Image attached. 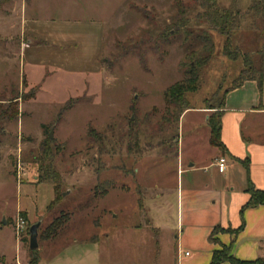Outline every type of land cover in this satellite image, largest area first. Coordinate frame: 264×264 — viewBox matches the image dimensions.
Returning <instances> with one entry per match:
<instances>
[{
  "label": "rangeland",
  "instance_id": "rangeland-1",
  "mask_svg": "<svg viewBox=\"0 0 264 264\" xmlns=\"http://www.w3.org/2000/svg\"><path fill=\"white\" fill-rule=\"evenodd\" d=\"M18 1L0 8V115L12 108L18 113L16 120L0 123V264H116L147 259L159 245L172 247L179 236L173 229L176 190L181 179L189 178L177 175V155L183 154V163L196 154L204 160L207 153L194 151L193 142L204 140L208 127L205 116L193 113L176 128L158 124L163 93L185 78L187 46L174 42L159 52L161 57L138 45L147 32L154 38L169 22L175 0H96L93 14H71L102 20L94 73L82 72L91 68L90 47L59 50L69 55L68 71L28 63L22 50L30 42L20 34ZM217 3L241 15L231 44L258 67L264 23L244 16L249 0ZM192 27L195 34L208 31ZM208 32L215 52L200 71L198 92L187 97L194 109H204L206 101L218 108L243 67L241 56L226 58L223 39ZM133 45L140 48L142 63L136 54L121 57ZM212 113L207 111V117ZM263 121L255 133L264 131ZM90 129L99 140H89ZM47 165L58 177L59 201L53 182L42 179ZM193 175L200 179L203 173ZM164 188L169 194L155 197ZM146 220L167 225L170 232L155 239L151 230L139 228ZM35 224L40 225L38 247L31 251L29 229Z\"/></svg>",
  "mask_w": 264,
  "mask_h": 264
},
{
  "label": "crops",
  "instance_id": "crops-1",
  "mask_svg": "<svg viewBox=\"0 0 264 264\" xmlns=\"http://www.w3.org/2000/svg\"><path fill=\"white\" fill-rule=\"evenodd\" d=\"M95 1L15 2L14 7L20 10L21 37L30 42L22 50L23 58L26 57L31 65L52 67L64 72L69 70L71 60L69 55H62L59 50L74 48L76 51L90 47L91 68L82 72H97L104 32L102 20L70 16L78 12L93 14L94 9H97L94 8ZM83 3H87V6L80 5ZM263 88L264 84L259 92L257 82L248 81L226 95L220 119V141L224 153L210 146L208 129L204 140L193 142L194 151L207 153L204 160H201V154H196V157L192 156L183 163V154L177 155V175L189 178L185 182L181 179L176 190V226L173 229L179 232V236L175 237L172 247L159 245L147 259L135 258L133 262L116 264H210L212 253L219 250L220 246H229L231 242V254L239 261H254L264 257V206L243 212L244 227L236 236L220 233L213 238L214 242L208 241L216 226L234 231L241 225L240 210L249 200L245 193V160L248 161L249 181L256 190L264 191V131L259 134L254 132L259 120H264ZM191 113L202 114L206 123L207 111L193 108L183 113L179 124ZM220 157L227 162L223 174L218 173L214 166ZM198 172L203 173L200 179L193 175ZM157 191L155 197L158 199L170 192L165 188ZM142 224L140 230L144 228L145 233L151 230V237L155 236V239L164 238L170 232L167 225L153 226L149 220ZM187 247L191 248L189 254L184 252Z\"/></svg>",
  "mask_w": 264,
  "mask_h": 264
},
{
  "label": "trees",
  "instance_id": "trees-1",
  "mask_svg": "<svg viewBox=\"0 0 264 264\" xmlns=\"http://www.w3.org/2000/svg\"><path fill=\"white\" fill-rule=\"evenodd\" d=\"M11 0H0V8L9 4ZM249 6L244 16H251L252 19H260L264 23V0H249ZM175 13L170 18L169 22L158 33L156 37H152L147 32V38L140 42V46L146 47L147 52L155 53L161 57L164 54H159L161 50L168 47L174 42L182 43L185 48L186 60L184 76L185 78L170 86L163 93L164 111L158 124L163 127H177L181 116L184 112L193 110L189 101L188 95L196 94L200 88V71L205 69L213 58L215 47L212 42L209 32H215L223 39L222 54L231 61H236L241 56L243 67L238 76L233 80L231 89L225 91L221 103L218 108H214L206 101L204 110L213 112L207 117L206 125L209 129V144L224 153V147L220 141L221 124L220 119L224 109L225 97L228 93L239 89L245 82L256 81L259 92L264 84V51L259 53L260 62L259 66H254V61L247 55H240L237 48H233L231 44V37L239 30L241 23V15L233 10L220 9L217 0H187L186 2L174 1ZM196 10V15L192 18L191 14ZM146 20L150 18L143 13ZM192 25L197 28L205 26L208 31H201L200 34H195ZM252 27L254 23L252 21ZM189 41H193L189 44ZM145 42V43H144ZM194 43V44H193ZM194 45L199 48L194 50ZM133 45L132 48L123 50L121 57H126L129 54H136L140 63L143 62V55L139 47ZM192 47V48H191ZM184 64H182L183 66ZM215 94V93H214ZM213 94V95H214ZM217 94V93H216ZM217 112H219L217 114ZM18 113L13 108L7 112H2L0 115V123H10L16 120ZM89 140L98 137L94 130L90 129L88 133ZM99 140V137H98ZM92 141V142H93ZM49 141L46 140V143ZM46 154V149L42 146ZM243 166L246 171V189L245 193L248 194V202L241 208L240 217L241 225L238 229L232 231L228 229L223 231L219 226L212 229L208 238L209 242H214L213 238L218 233L231 234L236 236L244 227L242 214L246 209L264 206V191L256 190L248 177V161L245 160ZM43 170V168L41 169ZM42 172V171H41ZM57 175L53 173L51 167L47 165L43 170V180H49L54 184V191L56 193V201L60 200L59 187L55 185ZM232 242L229 246H220L219 250L212 253L210 264H264V258H258L254 261H239L231 254ZM30 264H36L33 260Z\"/></svg>",
  "mask_w": 264,
  "mask_h": 264
},
{
  "label": "water",
  "instance_id": "water-1",
  "mask_svg": "<svg viewBox=\"0 0 264 264\" xmlns=\"http://www.w3.org/2000/svg\"><path fill=\"white\" fill-rule=\"evenodd\" d=\"M49 139H52V131L49 133L48 136ZM65 194H63L62 196H65ZM3 224H5V222L3 221ZM39 224H35L33 225L30 229H29V250L31 251H35L37 250L38 244H37V235H38V229H39Z\"/></svg>",
  "mask_w": 264,
  "mask_h": 264
},
{
  "label": "built area",
  "instance_id": "built-area-1",
  "mask_svg": "<svg viewBox=\"0 0 264 264\" xmlns=\"http://www.w3.org/2000/svg\"><path fill=\"white\" fill-rule=\"evenodd\" d=\"M214 166H215L218 173L223 174L227 169V162H226L225 158L220 157L219 159L216 160ZM22 225H23L22 221L17 223L16 232H18L20 226H22Z\"/></svg>",
  "mask_w": 264,
  "mask_h": 264
}]
</instances>
